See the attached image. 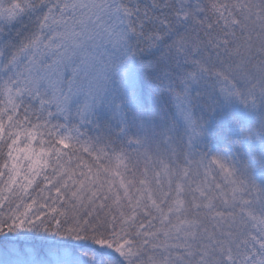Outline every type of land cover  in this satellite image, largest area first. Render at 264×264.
<instances>
[{
	"label": "snow or ice",
	"instance_id": "obj_1",
	"mask_svg": "<svg viewBox=\"0 0 264 264\" xmlns=\"http://www.w3.org/2000/svg\"><path fill=\"white\" fill-rule=\"evenodd\" d=\"M0 264H264V0H0Z\"/></svg>",
	"mask_w": 264,
	"mask_h": 264
}]
</instances>
